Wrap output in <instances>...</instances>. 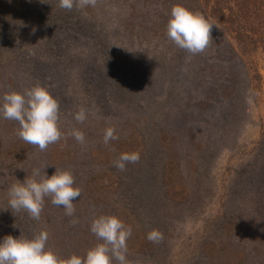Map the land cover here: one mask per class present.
I'll use <instances>...</instances> for the list:
<instances>
[{"label": "rangeland", "instance_id": "obj_1", "mask_svg": "<svg viewBox=\"0 0 264 264\" xmlns=\"http://www.w3.org/2000/svg\"><path fill=\"white\" fill-rule=\"evenodd\" d=\"M40 3L41 0H0V11L2 17L6 12L12 14V18L16 20L15 26H19L29 36L33 35L35 42H39L40 32L30 29L26 22ZM53 3V11L55 9L58 11L59 0ZM154 9L153 1L144 0H96L94 7L88 6L83 10L74 7L71 11L63 9L78 26L72 43L74 45L68 48V51L76 49L75 51L80 53L79 59L74 60L72 67H66L60 75L64 77L62 82L68 84L64 85L65 88H72L75 85L74 75L84 65L83 59L91 57L92 63L88 66L95 74L96 65L100 60H107L112 70L116 69L119 73L130 71L138 77L143 74L144 83L138 85L139 95L142 97L135 105L122 102L112 110L99 109L91 101L83 103L78 97H73L74 100L62 99L58 101L60 112L66 113L59 114V128L62 133L59 141L50 144L41 152L38 146L28 144L18 136L20 126L18 122L13 121L10 129L12 131L0 123V131L4 136L0 145L4 150L11 144L8 142L9 139H12L17 142L16 148L23 149L28 146L29 162L38 164L42 172L46 165L49 176L54 173L55 168L70 171L75 168L76 172H72L74 178L82 180L85 185L87 181L94 189L97 188L94 195L100 193L121 200L110 208L106 215L118 214L126 225L139 228V233L143 234L151 231L155 224L151 221L146 223L143 217L133 219L136 204L134 203L131 208L122 206L126 204L123 200L124 192L129 188L130 191L134 189V192H140V179L143 173H148L152 182L155 172L158 175L162 173L160 180L149 186L154 192L150 198L153 199L155 214L157 215L159 207L162 211V206L168 202L174 205L175 212L182 215L179 216L178 223L168 225L164 237L158 241L160 249L165 250V257L170 258L171 264H208L210 245H217L216 249H220L225 237L231 244L247 243L240 235L245 225L243 222L246 215H255L259 206L258 198L264 194V157L251 158L256 156L264 139V48L245 51L242 55L246 64V66L243 64L242 72L244 71L249 78L244 76L243 110L236 112L238 118L231 121L233 122L231 133L236 132L235 139L229 138L227 143L222 145L223 148L221 146L206 164L202 161L193 162L197 159L194 151L196 146L189 138H186L188 143H184L182 139L183 147L179 148V153L175 147V155L167 154L162 150L167 143L163 145L160 135L165 137L167 128L172 127L166 121H161L158 112H163L166 105L158 99L163 100L162 84L169 63L163 61L159 54L170 57L177 46L168 39V20L161 18ZM203 59L200 53L196 54V62L200 63ZM192 69L197 73L194 67ZM8 74L16 75L18 83L12 84ZM19 85H28V81L15 73L13 62L8 63L5 71L0 73V103L6 92L11 91L14 86L17 89ZM194 87L198 93L204 92L205 86ZM191 88L188 94H191ZM56 97L59 100L64 96L59 93ZM175 100L176 98H171L169 103ZM81 109L86 111L87 119L83 123H78L75 114ZM153 112L159 116V120L154 124L159 139L154 164L149 157L150 152L140 153L139 142L131 135L133 127H139L138 123L143 127V123L147 122V114L152 120L155 118ZM212 112L220 111L215 105ZM204 121L209 119L204 117ZM109 127L115 129L118 139L105 144L104 133ZM175 127L183 130V121L180 120ZM74 128L84 133L86 139L83 144L77 142L71 135ZM124 152H138L140 160L134 164L129 163L125 171H120L114 166V162ZM176 155L180 158L179 172L174 171L175 167L172 168ZM159 161L160 167L157 166ZM160 168L162 172L160 170L158 173ZM7 189L1 181L0 191L9 194ZM186 195L187 200L184 198ZM117 206L124 211L121 209L119 211ZM260 209L264 211V207ZM161 211L157 216L160 219ZM134 233L136 232L134 231L127 240V249L132 251L130 254L127 250L128 264H145L147 257L142 253L144 241L133 238ZM223 234L227 236L224 237ZM191 247H194V252L189 254ZM166 263L165 261L164 264Z\"/></svg>", "mask_w": 264, "mask_h": 264}, {"label": "trees", "instance_id": "obj_2", "mask_svg": "<svg viewBox=\"0 0 264 264\" xmlns=\"http://www.w3.org/2000/svg\"><path fill=\"white\" fill-rule=\"evenodd\" d=\"M54 1L56 0L41 2L26 22L30 29L40 32L41 41L39 42H35L33 35L29 36L19 26H15L16 20L12 18V14L6 12L2 17L0 11V73L5 71L8 63L13 62L15 73L28 81V85H19L17 89L14 86L11 91L24 90L40 83L47 86L56 99L59 93L64 96L58 101L65 98L74 100L73 97H78L83 100V103L87 104L91 101L97 108L109 110L115 109L122 102L135 105L142 97L139 95L138 85L144 83L145 76L143 74L139 77L134 76L130 71L119 73L116 69L112 70L107 60L98 61L97 74H95L88 66L92 63V58H84V65L74 75L75 85L72 88H65L68 84L62 82L64 77L60 75L66 67L71 68L74 60H78L80 56L76 49L68 51V48L74 45L72 43L78 26L62 8L53 11ZM152 1L155 12L164 20L169 19L174 5L182 4L204 15L215 24L212 28L211 42L200 53L204 58L200 63L196 62V55L178 47L170 57L159 54V57L169 64L162 84L161 95L164 101L161 98L158 99L166 107L163 112L158 113H160L161 121H166L172 127L167 128L165 137L160 135L163 145L167 143L162 150L167 154L175 155V147L179 153V148L183 147L182 139L184 143H188L186 138H189L196 146L194 151L197 159L193 162L209 163L210 158L227 143L229 138L235 139L236 132L231 133L233 129L231 121L238 118L239 115H236V112H242L244 105L243 81L246 75L244 71L242 72V67L246 64L242 55L245 51L264 48V0H144V2ZM192 67L197 70V73H194ZM8 75L12 84L18 83L16 75ZM246 78L248 79L249 76ZM201 85L205 86L203 93L194 90V86ZM189 88H191V94H188ZM171 98L176 100L170 104ZM215 105L220 112H212ZM65 113L59 112L61 115ZM153 114L156 115L153 120L147 114V122L143 123V127H140V123H138L139 127H133L131 135L138 140L140 153L150 152L149 157L154 164L158 154L156 146L159 143L154 124L159 120V116L156 112ZM204 117L209 121L205 122ZM225 118L230 119L226 121ZM180 120L183 121V130L175 127ZM0 123L1 126L12 131L10 130L13 126L12 120L0 118ZM3 139L4 136L0 131V142ZM8 142L11 144L4 150L0 145V182H4L7 190L13 183L23 181L26 176L31 177L32 170L39 168L38 164L29 162L27 159L28 146L19 149L16 148V141L9 139ZM159 153L162 154L160 150ZM260 156L264 157V139L256 156L251 158ZM160 162L157 163L159 167ZM179 164L180 158L176 155L172 164V168L175 167L174 171L179 172ZM160 170L162 172L160 168L158 173ZM71 172L75 173V168ZM155 174L153 182L159 181L162 175L156 172ZM142 175L140 192L127 189L123 198L126 204L122 206L131 208L135 203L133 219L143 217L146 223L154 222L155 227L152 229L159 230L164 237L168 225L178 223L180 220H177L182 214L175 212L174 205L166 202L162 206V211L159 207L156 215L155 207L152 206L153 199L150 198L154 192L153 189H149L153 183L152 178L146 172ZM148 179L151 181L149 182ZM75 181L77 182L75 186L81 190V196L73 201L75 206L73 216H66L63 207L54 206L50 198H45L40 219L34 220L23 209L12 212L9 208L7 196L9 194L0 191V239L8 234L32 238L41 231H46L48 233L47 248L54 251L60 258H67L74 253L83 256L87 249L101 243L102 241L90 231V225L94 217L108 214L110 208L116 206L121 200H115L113 197L100 193L94 195L97 188L94 189L92 184L86 181L87 185H85L78 179ZM261 195L262 197L258 198L259 206L256 208L255 215H246L243 222L245 225L240 235L247 243L231 244L225 240L228 234L226 231L227 234H223L224 245L221 244L220 249H216L217 245H210L208 248L210 254L208 264H264V211L260 209L264 207L262 204L264 194ZM184 198L187 200L188 195ZM190 201L186 203L189 204ZM117 207L119 211L123 210L120 206ZM185 209L187 211L188 207ZM160 211L161 219L157 217ZM134 231L136 233L133 234V238L144 241L142 253L147 257L145 264H150L149 262L164 264L165 261L166 264L172 263L169 261L170 258L165 257V250L160 249L159 242H150L147 239L148 232L147 234L139 233L137 227L132 228V233ZM127 250L132 254L130 249ZM193 252L194 247H191L189 254Z\"/></svg>", "mask_w": 264, "mask_h": 264}, {"label": "clouds", "instance_id": "obj_3", "mask_svg": "<svg viewBox=\"0 0 264 264\" xmlns=\"http://www.w3.org/2000/svg\"><path fill=\"white\" fill-rule=\"evenodd\" d=\"M46 3V0H41ZM96 0H59V7L71 11L95 6ZM214 23L204 15L194 12L182 4L172 7L167 23V36L178 48L192 55L203 52L212 40ZM118 46V45H116ZM120 47V46H118ZM60 105L47 86L40 83L26 88L23 92L12 90L6 92L0 103V118L16 121L19 124L18 136L28 144L38 146L41 152L50 144L62 138L59 128ZM87 119L84 109L75 114V120L83 123ZM71 135L81 144L85 135L79 129H73ZM118 139L115 129L105 130L104 140L108 144ZM140 160L138 152H124L114 162L120 171H125L129 163ZM81 196V190L75 186V178L70 170L55 168L54 173L47 174L46 165L43 172L39 168L32 170L31 177L13 183L9 189V205L13 211L25 210L34 220H39L45 198L51 203L63 207L66 216L75 214L73 201ZM90 231L102 242L87 249L81 256L72 254L60 258L47 248L48 233L41 231L32 238L15 237L11 234L0 239V264H128L127 240L132 228L117 215L100 214L94 217ZM150 242H158L162 234L152 229L147 234Z\"/></svg>", "mask_w": 264, "mask_h": 264}]
</instances>
